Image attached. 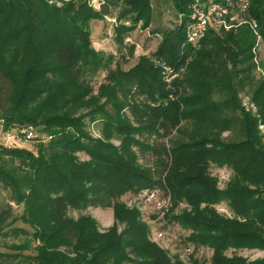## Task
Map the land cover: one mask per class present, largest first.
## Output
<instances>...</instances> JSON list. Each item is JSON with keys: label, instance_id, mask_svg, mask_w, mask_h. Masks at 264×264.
<instances>
[{"label": "trees", "instance_id": "1", "mask_svg": "<svg viewBox=\"0 0 264 264\" xmlns=\"http://www.w3.org/2000/svg\"><path fill=\"white\" fill-rule=\"evenodd\" d=\"M49 1L0 0V129L34 143L33 150L0 145V193L23 207L15 217L10 205L0 211V264H184L148 241L137 211L120 232L102 233L90 217L70 216L89 207L117 214L123 195L154 188L170 199L169 212L159 214L191 231L186 243L212 249L211 264H247L225 251L237 244L264 249V79L256 77L257 37L249 24L264 42V0H250L244 15L232 0L231 15L248 23L222 35L211 29L196 46L202 44L195 56L203 65L200 83H165L145 59L128 72L112 69L114 57L94 47L91 22L117 19L118 49L134 58L137 45L126 40L140 22L149 26L151 0H103L97 11L86 0L61 7ZM194 4L176 0L182 21L164 34L156 58L182 62ZM246 87L256 115L240 104ZM183 120L204 129L178 142ZM88 123H100V138H92ZM30 127V136L22 133ZM212 166L234 171L224 191ZM222 199L244 222L216 212ZM182 204L191 211L174 215ZM189 264L206 262L191 255Z\"/></svg>", "mask_w": 264, "mask_h": 264}, {"label": "rangeland", "instance_id": "2", "mask_svg": "<svg viewBox=\"0 0 264 264\" xmlns=\"http://www.w3.org/2000/svg\"><path fill=\"white\" fill-rule=\"evenodd\" d=\"M69 2L71 0H50L49 3L61 7L63 2ZM88 5L93 11L100 9V5L103 0H86ZM250 4L251 1L249 0ZM152 3V14L151 22L149 26L144 29L143 22H140L135 29L130 32V37L126 40L128 43H135L137 45V50L135 52L134 58H129L126 56L125 52H121L118 49L116 43V27L119 25L118 21L115 19L105 18L104 20H94L91 22L92 37L94 39V47L96 50L104 53L105 55H112L114 57L112 69L116 67L122 72H128L140 63L143 59L148 61L153 65L155 70L160 72L163 82H172L174 80L183 81L188 80L190 83L201 81V72L203 65L201 63L195 62V56L202 47H191L184 51H180L179 60L182 61L178 63H169L164 58H156L157 50L162 43V38L164 34L173 29L177 24L182 21V14L179 13L176 7V0H151ZM249 4V5H250ZM117 12L119 9H114ZM241 18L239 24L233 28V32L237 31L240 27L244 26ZM256 30V31H255ZM254 34L257 37L256 46L253 50L254 53V63L256 64V77H262L264 79V42L259 34L257 27L255 28ZM219 31V30H218ZM232 32L231 30H229ZM227 30L224 32H219L218 35L230 33ZM183 54V55H182ZM158 61L164 63L163 65H158ZM106 73H104L98 83L103 82ZM200 83V82H199ZM206 90V89H205ZM189 88L186 91L188 95ZM184 95L187 96V95ZM219 96V93H218ZM183 97V98H184ZM182 98V100H183ZM239 98L241 100L242 106L247 110L251 111L254 115L257 114V108L251 103L250 100V90L245 88L240 91ZM218 100V97L216 98ZM184 103L181 104L183 110L189 109ZM189 120H183L181 123V129L178 133H175L176 140L178 142L184 139H191L192 135H200L204 129L203 124H199L196 120L188 123ZM87 131L90 132L92 138H100V123H88ZM258 130L262 141L264 143V123L260 122L258 125ZM236 134L237 131L235 132ZM224 138L228 139L229 133L223 135ZM118 145V142H114ZM0 145L8 147H20L27 150L34 149V143L25 142L23 140L16 139L13 133H5L0 129ZM81 160H88L89 158L85 154H78ZM142 162H144L142 160ZM211 175L218 180V189L224 191L232 178L234 177V171L227 167H216L212 166L210 169ZM7 205L12 207L13 216L21 215L23 207H17L13 202L10 201V196L7 191L0 193V211L6 208ZM120 213L116 214L115 208H88L85 211L71 212L70 216L78 219L80 216L90 217L94 220L98 226L100 232L104 233L114 227L118 228L119 232L124 228V223L126 221L127 214L130 211H137L138 217L141 222L145 223L149 228V233L147 239L150 243L157 246L161 250L167 252L169 257L174 260L180 261L184 264H189L191 255L201 262H206V264H211L213 250L208 247L195 248L192 243H186V239L191 235L190 230H186L179 223L175 221H168L164 219L157 209V206L153 202L141 199L136 193L128 192L120 198ZM213 208L216 212L229 220H238L244 222L243 219L236 216L232 209V206L227 200L222 199L219 203L215 204ZM190 212L191 209L186 205L182 204L174 213V215H179L181 212ZM119 217V218H118ZM21 223L16 225L21 227ZM264 236V226L261 227ZM162 233L163 236L158 237L157 233ZM16 241L14 237H10L9 241ZM187 244H191V252L188 253L186 249ZM239 246H230L226 251L225 255L229 257H236L238 259L244 260L247 264L259 263L264 261V249L261 247H245L241 244Z\"/></svg>", "mask_w": 264, "mask_h": 264}, {"label": "built area", "instance_id": "3", "mask_svg": "<svg viewBox=\"0 0 264 264\" xmlns=\"http://www.w3.org/2000/svg\"><path fill=\"white\" fill-rule=\"evenodd\" d=\"M221 3L211 2L210 4H201L199 0H195V4L192 8L191 22L189 23L186 32H185V42L187 45L191 47H196L199 43L205 38L206 34L209 30L221 31V30H231L235 28L241 18H239V14L232 16L229 7L232 5V0H226ZM240 13L244 15V13L249 8V0H238ZM243 23H248L245 20H242ZM251 28L255 30V23H249ZM256 31V30H255ZM158 65L165 66L164 63L158 62ZM32 128L30 127L28 130H23L22 133L27 135ZM30 134V133H29ZM28 134V135H29ZM30 136V135H29ZM161 191L158 188H154L149 191H143L138 194L141 199L148 200L149 202H153L159 213L164 209L165 213L169 212L170 209V199H161L160 197ZM165 213H162L163 216ZM158 237L163 236L162 233H157ZM188 253L191 252L190 248L186 249Z\"/></svg>", "mask_w": 264, "mask_h": 264}]
</instances>
